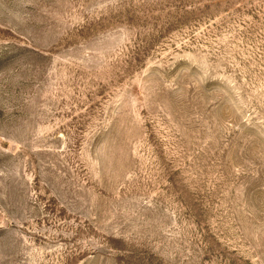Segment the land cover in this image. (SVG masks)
Wrapping results in <instances>:
<instances>
[{
    "label": "rangeland",
    "instance_id": "rangeland-1",
    "mask_svg": "<svg viewBox=\"0 0 264 264\" xmlns=\"http://www.w3.org/2000/svg\"><path fill=\"white\" fill-rule=\"evenodd\" d=\"M0 264H264V0H0Z\"/></svg>",
    "mask_w": 264,
    "mask_h": 264
}]
</instances>
